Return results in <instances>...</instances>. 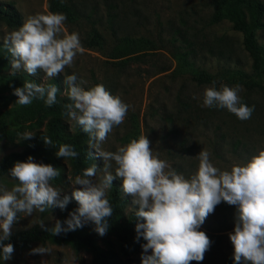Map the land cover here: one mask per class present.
Listing matches in <instances>:
<instances>
[{"label":"rangeland","instance_id":"1","mask_svg":"<svg viewBox=\"0 0 264 264\" xmlns=\"http://www.w3.org/2000/svg\"><path fill=\"white\" fill-rule=\"evenodd\" d=\"M62 1L77 13L72 20L66 17L64 27L68 34H79L84 52L77 54L72 66L65 67L64 72L57 76L65 80L67 75L76 74L86 81L81 85L83 88L94 83L102 84L110 94L119 96L131 106L124 122L108 134L102 146L104 150L115 152L132 139L145 135L153 153H159L160 159L167 161L171 168L186 178L197 172L199 161L196 157L203 150L210 153V162L222 171L246 164L264 150V99L261 96L243 88L239 92L241 101L254 106L251 118L244 121L226 109L201 106L204 90L212 85L196 84L190 71L205 70L219 76L225 69L251 73V60L242 49L241 35L231 30L226 21L209 25L211 0ZM259 1L264 6V0ZM0 3L13 4L22 17V25L28 16L50 12L49 0H0ZM92 28L104 37V48L85 46ZM14 30L18 29L0 24V43ZM122 37L140 40L144 45L124 58H109L117 39ZM225 38H229L228 45L223 42ZM256 38L264 46V28L257 31ZM188 51L184 57L192 65L187 71L179 66L178 57ZM21 72L25 71H13L10 63L7 69L0 70V77L11 83L13 75ZM32 76L41 83L49 80L45 79L42 71ZM223 79L216 84L217 89L221 84L235 86ZM259 80L264 84L263 78ZM14 89L3 90V93L13 95ZM26 140L18 137L13 144L0 143V159L11 152L21 151ZM236 142L239 144L234 146ZM97 158V168L102 169L104 161ZM33 162L46 164L38 157L33 158ZM58 162L63 165L65 178L60 184L51 183L62 191L63 197L80 186L76 185L74 189L75 178L70 174L68 160L63 158ZM115 180L122 183L119 178ZM17 183L8 174L1 185L11 190ZM129 198L132 203L133 198ZM131 207L139 209L133 203ZM236 214V206L225 202L215 207L198 230H208L222 238L215 247L209 248L201 262L192 261L190 264H235L229 234L234 233ZM62 217L58 207L48 208L43 213L35 210L31 216L20 213L11 234L35 225L40 227V221L46 228H52L57 220L62 222ZM94 228L95 225L88 222L70 232L87 234ZM41 246L48 248L49 254H31L32 249ZM4 263L96 264L86 250L55 242L33 243L26 249L14 250L11 259Z\"/></svg>","mask_w":264,"mask_h":264},{"label":"clouds","instance_id":"2","mask_svg":"<svg viewBox=\"0 0 264 264\" xmlns=\"http://www.w3.org/2000/svg\"><path fill=\"white\" fill-rule=\"evenodd\" d=\"M66 16L60 13H37L28 16L23 25L3 38L10 53L13 71L23 70L30 75L38 71L51 79L71 67L77 54H82L79 34H68L64 23ZM67 97L65 115L88 134V144L95 152L89 158L99 157L104 161L102 169L95 164L83 170L74 179L72 197L52 185L60 172L51 165L33 162H16L9 175L18 181L11 190L0 185V257L10 260L14 252L12 244L5 245L11 235L18 214L31 216L35 210L43 213L51 207L64 210L75 199L79 207L69 213V218L56 221L43 230L52 235L75 231L91 222L94 231L104 236L109 228L108 218L113 208L106 198L113 180H122V190L131 196L135 212L136 240L142 237L147 243L141 245L142 264H190L201 262L209 250L211 241L198 229L221 202L236 206L234 233L229 239L234 247L235 264H264V150H260L249 162L234 165L230 170H220L210 162V153L203 150L196 157L199 161L196 173L186 178L177 173L167 161L154 154L145 135L132 139L115 152L102 147L108 134L121 125L130 105L119 96L110 94L102 84L85 90L86 81L76 74L65 77ZM241 85L228 87L216 82L203 93L202 107L226 109L239 120L251 118L254 106L241 102ZM58 88L54 84H36L25 81L23 87L15 88L18 105H29L39 99L48 107L57 102ZM195 98V97H194ZM35 134L25 131L18 134L20 140L31 139ZM46 145L53 141L44 136ZM57 157L76 158L78 153L72 146L61 144L55 153ZM113 165L115 168L113 169ZM99 173V175H98ZM147 209V210H146ZM143 221V222H141ZM46 247L32 249L31 254H49Z\"/></svg>","mask_w":264,"mask_h":264},{"label":"trees","instance_id":"3","mask_svg":"<svg viewBox=\"0 0 264 264\" xmlns=\"http://www.w3.org/2000/svg\"><path fill=\"white\" fill-rule=\"evenodd\" d=\"M212 12L209 16V25H218L223 21L230 24L231 30L239 33L242 38L241 46L251 60V73L241 70L225 69L223 75H212L205 70L195 69L190 71L193 80L198 85H212L222 82L223 78L229 83L241 85L248 92L257 94L264 99V84L259 79H264V46L259 44L256 38L257 31L264 28V6L259 0H211ZM49 11L51 13H62L69 20L77 16L72 6L67 5L62 0H49ZM0 24L9 28L18 29L22 26V17L11 3H0ZM113 35H116L112 31ZM116 46L109 54L111 59L124 58L131 52L142 48L144 42L140 40L122 37L117 39ZM224 44L228 45L229 38H225ZM230 43V42H229ZM87 48L102 49L105 46V39L101 33L92 28L89 37L85 41ZM184 53L178 57L181 69L190 70L191 62H188ZM12 57L5 47L0 43V70L9 67ZM25 81L36 84H54L58 88L57 102L48 107L42 100L34 99L29 105H18V97L15 95H5L3 90L16 87H23ZM60 76L53 77L44 83L35 79L32 75L21 72L14 74L12 82L0 77V143L13 144L25 131L32 132L33 138L27 139L22 150L11 152L0 159V185L9 174L10 169L16 162H26L28 157H38L47 165H51L60 172L59 177L54 181L60 184L64 180V169L62 163L58 162L56 152L61 144L72 146L78 153L76 158H66L70 166V174L73 178L82 174L83 170L91 165L98 166V158H89V153L94 151L88 144V134L82 128L65 115L64 104L70 103L67 97V85ZM99 85L94 83L85 90ZM247 104V101H241ZM250 107V104H247ZM47 136L53 141V145H46L43 137ZM237 143V144H236ZM234 143L237 146L239 143ZM70 198L72 194L67 195ZM63 198V197H61ZM106 198L113 208V215L108 218L109 228L104 236L98 235L94 230L87 234L74 232L52 235L50 231L43 230L35 225L26 230H22L10 235L4 241L5 245L12 244L14 250L26 249L30 244L55 242L69 244L74 248L86 250L96 264H142L143 255H151V252L144 253L141 245L147 243L142 237L136 240L135 225L137 218L135 212L139 209H132V203L127 194L122 190V183L113 180L112 186L108 189ZM79 207L75 199H70V203L62 212V222L69 218V213L74 212ZM147 210V209H146ZM143 222V221H141ZM51 229V228H47ZM204 232V231H203ZM211 241L210 247H215L222 238L220 235L204 232ZM102 243V245L99 244ZM2 252V249H0ZM0 264H5L0 257Z\"/></svg>","mask_w":264,"mask_h":264}]
</instances>
